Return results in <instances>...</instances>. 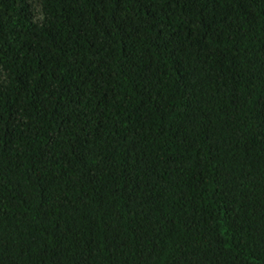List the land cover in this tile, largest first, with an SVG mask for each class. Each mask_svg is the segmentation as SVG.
I'll return each instance as SVG.
<instances>
[{"label": "trees", "instance_id": "16d2710c", "mask_svg": "<svg viewBox=\"0 0 264 264\" xmlns=\"http://www.w3.org/2000/svg\"><path fill=\"white\" fill-rule=\"evenodd\" d=\"M0 264H264V0H0Z\"/></svg>", "mask_w": 264, "mask_h": 264}]
</instances>
